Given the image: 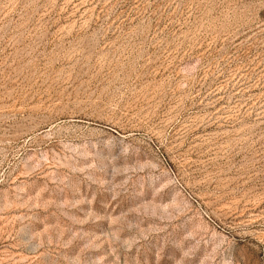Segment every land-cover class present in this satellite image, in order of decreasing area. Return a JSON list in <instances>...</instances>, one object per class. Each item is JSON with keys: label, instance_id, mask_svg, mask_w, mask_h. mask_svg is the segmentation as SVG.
I'll return each instance as SVG.
<instances>
[{"label": "rangeland", "instance_id": "1", "mask_svg": "<svg viewBox=\"0 0 264 264\" xmlns=\"http://www.w3.org/2000/svg\"><path fill=\"white\" fill-rule=\"evenodd\" d=\"M0 264H264V0H0Z\"/></svg>", "mask_w": 264, "mask_h": 264}]
</instances>
